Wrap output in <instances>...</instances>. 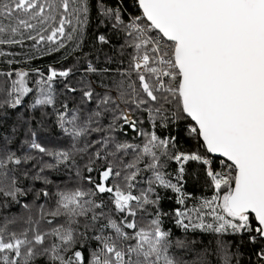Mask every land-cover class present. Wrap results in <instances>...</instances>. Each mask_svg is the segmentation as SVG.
<instances>
[{"label": "snow or ice", "instance_id": "1", "mask_svg": "<svg viewBox=\"0 0 264 264\" xmlns=\"http://www.w3.org/2000/svg\"><path fill=\"white\" fill-rule=\"evenodd\" d=\"M0 264H264V0H0Z\"/></svg>", "mask_w": 264, "mask_h": 264}]
</instances>
